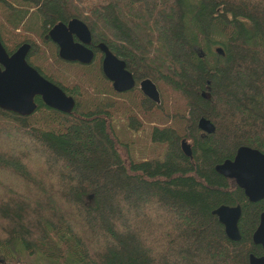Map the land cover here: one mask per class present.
Masks as SVG:
<instances>
[{
	"label": "trees",
	"instance_id": "trees-1",
	"mask_svg": "<svg viewBox=\"0 0 264 264\" xmlns=\"http://www.w3.org/2000/svg\"><path fill=\"white\" fill-rule=\"evenodd\" d=\"M6 1L15 6L0 1L9 28L25 21L22 30L42 38L81 19L135 77L150 79L163 105L134 90L127 129L140 130L133 107L150 112L163 125L150 142L163 151L139 160L121 143L103 93L132 92L114 93L97 62L65 63L43 38L50 52L0 21L7 53L32 44L28 64L75 100L70 114L40 98L28 117L0 109V264L23 253L48 264H249L250 255L264 256L252 240L264 200L250 203L215 171L241 146L264 154V0H107L137 50L106 35L73 0ZM201 118L213 134L198 129ZM223 205L241 208L238 242L213 214Z\"/></svg>",
	"mask_w": 264,
	"mask_h": 264
},
{
	"label": "water",
	"instance_id": "water-1",
	"mask_svg": "<svg viewBox=\"0 0 264 264\" xmlns=\"http://www.w3.org/2000/svg\"><path fill=\"white\" fill-rule=\"evenodd\" d=\"M72 34L83 44L89 43V30L79 19H72L66 25L58 23L49 31V37L57 44L58 56L61 60L91 64L93 53L78 43H74ZM104 53L102 60L103 75L112 82L117 92H127L134 88L135 81L125 68V63L116 58L106 46H100ZM30 45L19 46L12 54H8L0 40V109L21 117L32 115L37 105L35 97L42 103L61 113L70 114L75 107V100L52 82L45 79L27 63ZM216 52L223 55L221 48ZM141 93L154 104L160 103V95L155 84L150 79H143L139 83ZM197 127L206 134L215 132L214 125L201 118ZM181 149L187 157H191V146L185 140L181 141ZM215 171L234 180L243 190L250 203L264 200V154L256 149L241 146L237 149L232 160H226L215 167ZM219 223L224 227L226 237L233 242L240 240L238 222L241 217V208L220 206L213 211ZM253 243L262 247L264 251V212L260 215L259 225L252 237ZM249 264H264L263 257H248Z\"/></svg>",
	"mask_w": 264,
	"mask_h": 264
},
{
	"label": "rangeland",
	"instance_id": "rangeland-1",
	"mask_svg": "<svg viewBox=\"0 0 264 264\" xmlns=\"http://www.w3.org/2000/svg\"><path fill=\"white\" fill-rule=\"evenodd\" d=\"M3 4L7 6L14 7V5L8 3L6 0H0ZM75 4H77L78 8L90 19H95L98 21V24H102L103 31L110 38L115 41L123 44L126 47L132 48L134 50L139 49V46L132 35L128 32V30L118 23L113 14L112 8L110 7L107 0H73ZM4 5V6H5ZM8 7V8H9ZM29 13H32L30 10ZM33 14V13H32ZM1 16V15H0ZM1 23L5 26L11 33L19 34L20 41L28 40L32 41V43H36L45 49V52H50L49 50L52 48L49 43L42 44V38L37 36H31V33L24 32L22 29L24 28V22L18 27L17 30L9 28L2 18L0 17ZM4 31V37L6 38L10 36L7 31ZM55 55H53L54 57ZM52 57V58H53ZM138 80H143L145 78L137 77ZM135 92H137L135 90ZM135 92L132 91L131 95H124L122 97H118L113 95L112 93L109 95L107 93H103V98L111 99L114 104L113 111V124L116 127L117 134L121 138V143L123 145H127L129 151L133 154L136 159H150L151 157H158L161 155L163 151L159 145H152L150 142L151 130L153 127H162L161 121L158 120L157 117L151 115V113H146L144 109L139 108L138 106L133 107V111L130 115H134V117L138 118L140 122V130L138 132L131 131L127 129V114L124 110L125 107H128L131 102V98L135 95ZM161 100V97H160ZM104 102V100H102ZM161 104V101H160ZM133 105V104H132ZM163 105V102L162 104ZM130 107V106H129ZM158 107V105H156ZM134 112V113H133ZM149 150L150 153H146ZM143 151V152H142ZM17 262L16 264H48L40 256H28L26 254H19L16 256Z\"/></svg>",
	"mask_w": 264,
	"mask_h": 264
},
{
	"label": "flooded vegetation",
	"instance_id": "flooded-vegetation-1",
	"mask_svg": "<svg viewBox=\"0 0 264 264\" xmlns=\"http://www.w3.org/2000/svg\"><path fill=\"white\" fill-rule=\"evenodd\" d=\"M73 19H75V18H73ZM76 19H78V18H76ZM70 20H72V19H70ZM70 20H69V21H70ZM79 20H81V19H79ZM69 21H66V22H59V23H62V24H64V25L67 26V24L69 23ZM81 21H82V20H81ZM82 22H83V21H82ZM83 23L87 26V28H88V30H89V37H90V39H89V43H88V44H83V43L81 42V40H80L79 38L76 37L75 34H72V39H73V42H74V43H78V44H80V45L83 44V46H84L85 48L89 49V50L93 53V56H94V57H93V61H92V63H91V64H88V65H84V64H81V63H79V62H70V61H64V60H62V61L65 62V63L75 64V65H80V66H90V65L95 64V62H97L98 65H99V69H100V73H101V75L106 79V81H107L108 83H110V86H111V88H112V90H113L114 93L121 95V94H127V93H130V92H132V91H134V90H139V92L141 93L140 88H139V83H140L142 80H138V78L135 77V76L133 75V73L127 69L126 63H125L120 57H118L113 51H111L110 48H109L106 44H104V43H102V42H98V41H96V40H95V39H96V35L94 36V35L92 34L91 30L89 29L88 25H87L85 22H83ZM54 26H55V25H54ZM52 28H53V26L50 27V28L46 31V33L43 35V39H44V41L49 42L51 45H53V46L55 47V50H56V52H57V56H58L59 48H58L57 44L54 43L49 37H47L49 31H50ZM23 44H24V43H23ZM27 44L30 45V50H31V46H32V44H30V43H27ZM20 46H21V45H20ZM100 46H106V47L109 49V51H110V52H111L116 58H118L119 60H122V61L125 63V68H126V70H127L128 72L131 73V75H132V77H133V79H134V81H135V86H134V88H132L131 90H129V91H127V92H117V91H115V90L113 89L112 82L109 81V80L103 75V72H102V60H103V58H104V53L100 50ZM29 52H30V51H29ZM11 54H12V53H11ZM28 55H29V53H28ZM28 55H27V57H28ZM58 58H59V56H58ZM26 59H27V58H26ZM59 59H60V58H59ZM60 60H61V59H60ZM27 63H28V62H27ZM141 94H142V93H141ZM142 95H143V94H142ZM143 96H144V95H143ZM36 98H39V97H35V98H34V102L36 101ZM144 98H145L146 100H149L150 102H152L150 99L146 98L145 96H144ZM35 104H36V102H35ZM36 105H37V104H36ZM155 105H158V106H159L160 103H159V104H155Z\"/></svg>",
	"mask_w": 264,
	"mask_h": 264
},
{
	"label": "bare ground",
	"instance_id": "bare-ground-1",
	"mask_svg": "<svg viewBox=\"0 0 264 264\" xmlns=\"http://www.w3.org/2000/svg\"><path fill=\"white\" fill-rule=\"evenodd\" d=\"M205 119V118H204ZM207 120V119H206ZM187 142V141H186Z\"/></svg>",
	"mask_w": 264,
	"mask_h": 264
}]
</instances>
